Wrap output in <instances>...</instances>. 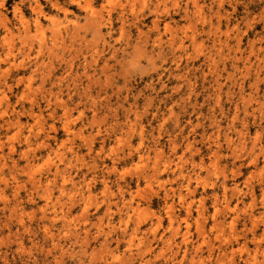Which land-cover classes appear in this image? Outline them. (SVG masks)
I'll return each instance as SVG.
<instances>
[{
    "label": "rangeland",
    "instance_id": "374dc122",
    "mask_svg": "<svg viewBox=\"0 0 264 264\" xmlns=\"http://www.w3.org/2000/svg\"><path fill=\"white\" fill-rule=\"evenodd\" d=\"M78 1L0 0V264H264V0Z\"/></svg>",
    "mask_w": 264,
    "mask_h": 264
},
{
    "label": "bare ground",
    "instance_id": "6f19581e",
    "mask_svg": "<svg viewBox=\"0 0 264 264\" xmlns=\"http://www.w3.org/2000/svg\"><path fill=\"white\" fill-rule=\"evenodd\" d=\"M35 1H36V0H35ZM48 1H49V0H48ZM71 1H72V2H77V3L79 2L78 0H71ZM37 4H38V3H37ZM37 4H33V5H35V7H34V11H35V10H39L38 7L36 6ZM53 4H54V3H53ZM50 5H51V4H50ZM54 7H55V6H54ZM59 7H60V6H59ZM55 9H56V8H55ZM55 9H54V10H55ZM56 11H57V10H56ZM38 12H40V10H39ZM66 12H67V11H66ZM68 12H69V11H68ZM36 13H37V11H36ZM91 14L94 15L93 12L91 11L90 16H88V19L91 17V19H93V21L90 20V19H89V20H90L91 22H93L92 24H96V23H94V21H95L94 16H91ZM42 15H43V14H42ZM119 15H121V14H119ZM106 16H108V14H107ZM34 17H35V16H34ZM48 17H49V15H48ZM48 17H47V18H48ZM98 17H99V16H98ZM43 18H44V17H43ZM45 18H46V17H45ZM107 18H108V17H107ZM50 20H52V19H50ZM97 20H98V18H97ZM99 20H100V19H99ZM90 21H89V23L91 24ZM106 21H107V20H106ZM120 21H121V19H120ZM33 22L35 23V24H33L35 28H38V27L40 26V23H39L37 17H36L35 21H33ZM51 22H52V21H50V23H51ZM95 22H96V21H95ZM104 22H105V21H104ZM121 22H122V21H121ZM122 23H123V22H122ZM103 26H104V25H103ZM23 29H24V31H25V28H23ZM39 29H41V27H39ZM36 30H37V29H36ZM27 31H28V28L26 29V32H27ZM56 31H57V30H56ZM36 32H37V31H36ZM57 32H59V31H57ZM58 35H60V34H58ZM12 65H13V64H12ZM12 65H11V66H12ZM14 66H15V65H14ZM9 69H10V68H9ZM9 69H7V70H9ZM7 70H6V71H7ZM6 71H5V73H6ZM7 74H8V72H7ZM0 75H1V74H0ZM3 75H5V74L3 73ZM1 78H2V77H1Z\"/></svg>",
    "mask_w": 264,
    "mask_h": 264
}]
</instances>
